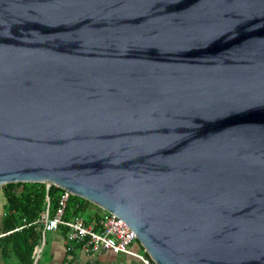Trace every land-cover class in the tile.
<instances>
[{
    "label": "water",
    "instance_id": "95a60500",
    "mask_svg": "<svg viewBox=\"0 0 264 264\" xmlns=\"http://www.w3.org/2000/svg\"><path fill=\"white\" fill-rule=\"evenodd\" d=\"M17 183L113 214L154 264H264V0H0Z\"/></svg>",
    "mask_w": 264,
    "mask_h": 264
},
{
    "label": "trees",
    "instance_id": "16d2710c",
    "mask_svg": "<svg viewBox=\"0 0 264 264\" xmlns=\"http://www.w3.org/2000/svg\"><path fill=\"white\" fill-rule=\"evenodd\" d=\"M60 191L61 189L54 186L47 189L46 185L41 183H17L3 187L6 206L1 228V234L6 235L0 238L3 258L14 257L16 264H34V251L42 239V234L34 222L40 218L47 206L49 216L54 215ZM88 206L89 202L71 195L64 218L68 220L78 216L85 222H91V216H82ZM94 217L97 220L101 216L96 214ZM60 231L65 236V229L61 228Z\"/></svg>",
    "mask_w": 264,
    "mask_h": 264
},
{
    "label": "built area",
    "instance_id": "2783aa9c",
    "mask_svg": "<svg viewBox=\"0 0 264 264\" xmlns=\"http://www.w3.org/2000/svg\"><path fill=\"white\" fill-rule=\"evenodd\" d=\"M3 187L0 186V194ZM71 194L61 190L57 200V207L52 217L49 216L48 206L40 218L34 222L42 234L40 245L35 248V260H38L44 245L45 234L65 229V243L67 251L80 249L88 258L89 264H94V258L101 254L126 255L133 257L142 264H154L146 250L141 252L131 249L137 240L134 232L119 218L105 212L99 219L85 222L82 217L64 218L66 206ZM6 234H0V238Z\"/></svg>",
    "mask_w": 264,
    "mask_h": 264
},
{
    "label": "crops",
    "instance_id": "0c3cea01",
    "mask_svg": "<svg viewBox=\"0 0 264 264\" xmlns=\"http://www.w3.org/2000/svg\"><path fill=\"white\" fill-rule=\"evenodd\" d=\"M20 190L21 189H18V191ZM90 209L93 210V213L90 215L91 221L95 220L94 213L99 216H103L105 214V212L100 209H94L92 207H90ZM5 214V197L2 190V193L0 194V234ZM48 233L50 235L49 253L44 264H89V258L80 249L74 248L71 251H67L65 237L60 230ZM93 260L94 264H142L137 259L126 255L101 254L95 256ZM0 264H16V261L14 257L3 258L0 250Z\"/></svg>",
    "mask_w": 264,
    "mask_h": 264
},
{
    "label": "rangeland",
    "instance_id": "374dc122",
    "mask_svg": "<svg viewBox=\"0 0 264 264\" xmlns=\"http://www.w3.org/2000/svg\"><path fill=\"white\" fill-rule=\"evenodd\" d=\"M90 207H92L94 209H99L98 207H96V206L92 205L91 203H89L88 209L85 212H82V214H83L82 216L84 218L90 216L93 213V210H91ZM94 215H95V213H94ZM49 236H50L49 233H47L46 236H45V238H44L45 244H44V246L42 248V251H41V254H40L39 258H38L39 259L38 260V263L39 264H44L45 263V260L48 257V253H49V242H50ZM46 243H47V245H46ZM131 249L133 251H136V252H141L142 251V246L140 245L139 241L136 240L132 244Z\"/></svg>",
    "mask_w": 264,
    "mask_h": 264
}]
</instances>
